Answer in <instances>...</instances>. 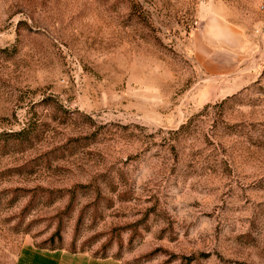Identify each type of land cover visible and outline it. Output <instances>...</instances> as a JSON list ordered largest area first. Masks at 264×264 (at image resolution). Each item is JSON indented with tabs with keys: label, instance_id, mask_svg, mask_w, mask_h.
<instances>
[{
	"label": "rangeland",
	"instance_id": "rangeland-1",
	"mask_svg": "<svg viewBox=\"0 0 264 264\" xmlns=\"http://www.w3.org/2000/svg\"><path fill=\"white\" fill-rule=\"evenodd\" d=\"M0 264H264V0H0Z\"/></svg>",
	"mask_w": 264,
	"mask_h": 264
}]
</instances>
